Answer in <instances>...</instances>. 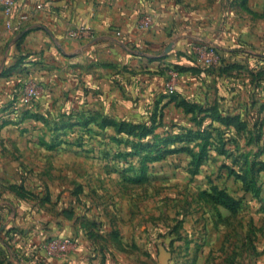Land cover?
Returning <instances> with one entry per match:
<instances>
[{"label":"rangeland","instance_id":"obj_1","mask_svg":"<svg viewBox=\"0 0 264 264\" xmlns=\"http://www.w3.org/2000/svg\"><path fill=\"white\" fill-rule=\"evenodd\" d=\"M157 1L129 0L127 32L13 33L0 264H264V10Z\"/></svg>","mask_w":264,"mask_h":264},{"label":"crops","instance_id":"obj_2","mask_svg":"<svg viewBox=\"0 0 264 264\" xmlns=\"http://www.w3.org/2000/svg\"><path fill=\"white\" fill-rule=\"evenodd\" d=\"M21 1L19 0L20 5ZM256 1L259 2L258 8L264 10V0ZM153 3L159 4L157 0H153ZM128 4L129 0H57L53 6L37 12L23 24L21 32L25 33L24 43L35 47L41 42L42 33L39 27L58 32L67 25L80 22H86L97 28L119 24L121 30L127 32L128 25H131L128 19ZM19 35L20 32L13 35L4 27H0V63H7L9 57L14 55V43ZM6 42H8L7 46H5ZM60 263L59 260L54 261V264Z\"/></svg>","mask_w":264,"mask_h":264},{"label":"built area","instance_id":"obj_3","mask_svg":"<svg viewBox=\"0 0 264 264\" xmlns=\"http://www.w3.org/2000/svg\"><path fill=\"white\" fill-rule=\"evenodd\" d=\"M20 8L19 0H0V24L12 33L18 32L28 17L26 11H21ZM36 8H43L42 2L37 3Z\"/></svg>","mask_w":264,"mask_h":264},{"label":"trees","instance_id":"obj_4","mask_svg":"<svg viewBox=\"0 0 264 264\" xmlns=\"http://www.w3.org/2000/svg\"><path fill=\"white\" fill-rule=\"evenodd\" d=\"M213 200L217 201V202H221V203L227 204V205H229L231 207H233V204H234L227 196L222 195V194H219L216 197H213Z\"/></svg>","mask_w":264,"mask_h":264}]
</instances>
